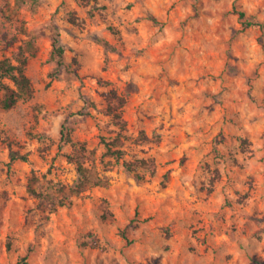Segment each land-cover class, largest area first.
Returning a JSON list of instances; mask_svg holds the SVG:
<instances>
[{
	"label": "rangeland",
	"instance_id": "rangeland-1",
	"mask_svg": "<svg viewBox=\"0 0 264 264\" xmlns=\"http://www.w3.org/2000/svg\"><path fill=\"white\" fill-rule=\"evenodd\" d=\"M24 1L0 0L34 87L0 108V264H264V27L238 13L264 24V0Z\"/></svg>",
	"mask_w": 264,
	"mask_h": 264
},
{
	"label": "trees",
	"instance_id": "trees-1",
	"mask_svg": "<svg viewBox=\"0 0 264 264\" xmlns=\"http://www.w3.org/2000/svg\"><path fill=\"white\" fill-rule=\"evenodd\" d=\"M18 3H26L24 0H17ZM37 2L38 0H33ZM239 17L242 21L244 27H251V26H260L264 27V24L258 21L255 16H248L244 11H239ZM72 22L78 23L77 18L72 16ZM100 41L106 46L111 47L109 41L105 39H100ZM27 48L20 47L19 51L17 52L14 60L10 57L3 56L0 57V108L9 110L14 108L21 100H27L34 95V87L31 81V78L27 74V63H28V55H27ZM52 55L57 59V61L61 64L64 58V48L59 42L58 34L55 35L53 40V48H52ZM7 79L11 81L12 85L5 82L4 80ZM116 101L111 100L107 107V112L111 115L115 124L119 125L120 128H125L126 121L123 118L121 109L126 102L124 97L116 96ZM69 138V137H68ZM70 139V138H69ZM246 140H243L245 142ZM102 143H104L106 147V153L108 155H112L116 158L123 157V150L120 148L123 144V140L120 136H117L113 141H106L105 138H102ZM81 152H85V146L80 148ZM82 155H77L74 161L77 165V170L79 173V178L75 186L71 187V193H79L88 183H93L91 181V174L89 169L84 167L83 161L81 159ZM24 160L28 161V155L22 154L19 151H11L10 153V160ZM154 166V162L151 161L147 163L144 159H136L133 161H125V166L129 171L135 173V176L138 179L143 178L142 174L137 171L138 167L142 166ZM34 179H32L33 181ZM30 192L36 193V190L33 186L29 188ZM67 200L66 197L56 198L53 201V205L66 204Z\"/></svg>",
	"mask_w": 264,
	"mask_h": 264
}]
</instances>
